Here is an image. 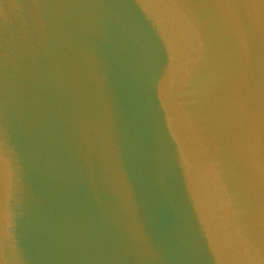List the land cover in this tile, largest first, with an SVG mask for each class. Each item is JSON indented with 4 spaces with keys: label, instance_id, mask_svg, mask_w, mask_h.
<instances>
[{
    "label": "water",
    "instance_id": "obj_1",
    "mask_svg": "<svg viewBox=\"0 0 264 264\" xmlns=\"http://www.w3.org/2000/svg\"><path fill=\"white\" fill-rule=\"evenodd\" d=\"M0 264H264V0H0Z\"/></svg>",
    "mask_w": 264,
    "mask_h": 264
}]
</instances>
